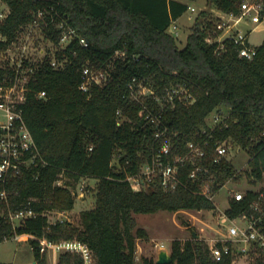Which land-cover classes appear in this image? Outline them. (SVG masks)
<instances>
[{"label":"trees","instance_id":"16d2710c","mask_svg":"<svg viewBox=\"0 0 264 264\" xmlns=\"http://www.w3.org/2000/svg\"><path fill=\"white\" fill-rule=\"evenodd\" d=\"M3 1L10 11L0 22L1 49L12 44L21 31L33 24L37 12L44 10L46 23H42V32L56 45L55 57L67 60L64 67L56 68L51 58L45 59L33 76L23 105L26 124L46 164L24 172L8 185L0 184V189L21 193V199L12 200L16 204L37 198L30 207L40 215L27 220L19 232L52 241H80L90 249L95 264H157L150 258L137 262L136 239L145 236V231L138 229L135 233V215L212 211L215 205L198 193L200 182L188 178L193 169L190 163L181 167L184 186L174 191L163 189L159 183L143 190L132 188L127 177L139 173L152 159L154 147H158L154 128L146 119L149 107L156 114L161 111L174 153L185 154L190 141L200 143L206 150L201 162L209 173L204 178L215 177L214 191L242 178L230 161L214 162L216 143L226 139L248 151L251 179L262 177L264 42L256 46L253 59L241 57L240 46L230 39L224 40L226 47L219 50L220 42L210 40L222 33L217 28L218 19L202 11L186 46L179 48L168 29L173 20L188 11V1L197 0ZM206 1L223 12L240 14L241 0ZM60 20L67 21L77 32L65 49L58 48L61 32L56 24ZM79 37L86 38L88 46L82 45ZM117 51L125 55L116 56ZM88 65L107 70L109 78L103 85L94 84L87 93L80 84ZM12 74V70L0 68V84ZM134 78L149 82L159 95L166 87L184 85L196 101L190 105L177 101L171 107L149 98L148 107L130 99L128 84ZM40 91H46L47 96L39 98ZM221 107L229 109V117L212 128L207 117ZM122 118L125 121L118 125ZM83 178L97 179L95 206L82 211L79 226L69 221L50 223L47 212L74 209L73 189ZM60 179L65 180L63 185L57 184ZM243 206L232 200L228 213L236 216ZM5 210L7 205L0 203V243L12 232V224L2 215ZM32 243L36 245L37 241ZM34 255L39 264H48L47 256L37 246ZM171 255L170 264H235L230 257L215 261L207 243L194 236L186 241L175 240ZM83 262L78 253L61 254L58 260L59 264ZM250 264H264V258L258 257Z\"/></svg>","mask_w":264,"mask_h":264},{"label":"built area","instance_id":"2783aa9c","mask_svg":"<svg viewBox=\"0 0 264 264\" xmlns=\"http://www.w3.org/2000/svg\"><path fill=\"white\" fill-rule=\"evenodd\" d=\"M188 2V11H195V7L190 5V2L194 1ZM9 11L8 6L0 9V22L7 17ZM263 11L264 0H241L240 14L226 13L218 9L216 13L217 28L222 33L218 38H211L210 40L213 42L219 41V50H224L226 47L224 40L230 39L240 46L239 54L241 57L253 59L257 53V48L250 43L248 32L239 26H241L240 24L264 22ZM190 18H192L191 15ZM55 19V16H53L52 21H55ZM44 22L46 23V12L39 10L36 19L30 26L42 30V23L44 24ZM177 22L178 20H173L168 29V32L172 35L178 33L176 31L178 30ZM56 25L61 32L58 48L65 49L77 36L76 29L65 20H60ZM235 28H237L236 31H234ZM24 31H21L20 34ZM20 34L12 44L3 49L0 48V68L13 71V74L0 84V184L4 185H8L26 171L46 164V161L40 157V149L26 124L23 105L27 101L28 93L31 91L33 76L46 58H51V64L56 68L64 67L67 62V60L59 61L55 57L57 47L50 40L48 41L53 43V46H49L47 49L42 47L38 49V54H32L28 49L29 41L22 39ZM1 39L6 40L4 37H1ZM79 39L82 45L88 46L86 38L79 37ZM20 41L24 43L21 47L18 45L21 43ZM16 48H18V52H16ZM117 55H125V52L117 51ZM108 78L109 73L107 70L88 65L83 70L80 89L88 93L94 84L103 85ZM128 87L130 99L144 105H148L146 101L149 98L162 106L170 105L171 107H175L177 101L186 105L193 104L196 101L194 94L184 85L166 87L162 95L156 93L149 82L137 81L136 78L128 84ZM37 96L45 98L47 96L46 91H40ZM221 108L211 113L210 122H208L209 116L207 117V123L212 128L217 127L229 117V113H223ZM118 115H121L120 111ZM146 119L154 128V138L158 143V147H154L152 159L142 166L139 173L127 177L132 188L143 190L151 184L159 183L163 189L174 191L184 186L181 167L189 163L192 164L193 169L188 174V178L194 182H200L198 193L209 198L215 205L212 212L217 220L219 231L208 242L205 241L209 247L211 257L215 261H222L230 257L235 264L243 259L246 262L245 264H250L258 257L264 258V170L260 179L256 181L247 179V184L250 187L243 184L241 189L232 190V194L226 197L224 201H217L216 197L223 187L218 191H214L215 177L209 175V180L204 178L209 170L201 162L206 155V150L202 145L190 141L187 143L188 150L185 154L174 153L172 136L169 127L162 120L161 111L156 114L149 107ZM124 121V118L120 119L118 125H122ZM234 145L232 139L216 143L214 162L219 163L224 159L231 162L230 153H232ZM248 166L250 167L249 163ZM251 171L252 167H250L249 172ZM243 181L244 179L242 183ZM57 184L63 185L62 179L58 180ZM74 194H78L77 191ZM251 194L253 195L251 196ZM21 197L18 190L0 189V203H5L8 209L3 211L2 215L8 218L12 224V232L4 237V242L10 240L19 242L22 237H26V240L31 242L33 251L37 246L40 253L47 256L48 264H59V257L64 253L81 254L84 259L83 264H95L90 249L80 241H52L47 237H37L19 232V229L26 224L27 220L37 218L40 215L37 210L30 207L33 202L37 201L35 197H30L27 203L16 204L15 201V203L12 202L13 198L21 199ZM232 200L244 204L236 216H231L228 213ZM13 205H17L18 208H13ZM53 212L55 211H49L46 215L49 217ZM62 213H65V211ZM58 221L64 222L63 219ZM49 222L55 223L56 221L51 220L49 217ZM34 240L37 241L36 245L32 243ZM30 264H39V261L35 259Z\"/></svg>","mask_w":264,"mask_h":264},{"label":"rangeland","instance_id":"374dc122","mask_svg":"<svg viewBox=\"0 0 264 264\" xmlns=\"http://www.w3.org/2000/svg\"><path fill=\"white\" fill-rule=\"evenodd\" d=\"M186 1V0H183ZM190 5L195 7V11L186 12L177 22L178 33H174L179 48H184L187 44L188 36L192 32V27L195 25L196 20L201 15L202 11H207L210 18L215 19L218 9L215 5L208 3L206 0H197L190 2ZM6 3L0 1V9L6 8ZM190 15L192 18H190ZM243 30L248 32L249 41L252 45L258 46L264 42V22L255 24H240ZM237 28L234 29L236 31ZM233 31V32H234ZM22 39L29 41V51L38 54V49L42 47L47 49L49 46H53V43L46 40L43 32L39 28H32L29 26L24 33L20 34ZM21 39V40H22ZM21 42V41H20ZM23 42L18 45L21 47ZM24 44V43H23ZM20 49V48H19ZM55 49V48H54ZM54 51V50H53ZM18 52V48H16ZM30 52V53H31ZM223 113H229V109L226 107L221 108ZM212 114L209 115L208 122L211 121ZM231 155V156H230ZM232 165L240 171L242 178L238 181L228 182L220 191L216 197L217 201H224V199L232 194V190H239L246 184L247 179L252 177L248 175L250 167L248 161L250 155L247 150L240 149L238 145H234L232 153H230ZM114 164L118 165V159L114 160ZM244 179L243 183L242 180ZM64 179L62 183H64ZM96 185L97 179L95 178H83L73 189L76 194L75 207L71 211L62 213L61 211H55L50 214V219L58 221L63 219L64 221L72 222L74 225H80V215L82 211L91 209L96 203ZM79 191V192H78ZM82 194V195H81ZM222 205V204H221ZM136 228L145 231V236L137 237V262H143L145 258L154 259L157 261L162 250L172 252V245L175 240L186 241L193 237L194 232L199 236L200 240L208 242L209 239L216 236L219 231L218 223L213 215L212 211H194V210H182L179 212L159 211L156 213L143 214L139 213L135 215ZM35 260L34 251L32 250V244L26 240V237H22L21 241H5L0 243V262L8 264H30ZM246 262L240 260L236 264H245Z\"/></svg>","mask_w":264,"mask_h":264},{"label":"water","instance_id":"95a60500","mask_svg":"<svg viewBox=\"0 0 264 264\" xmlns=\"http://www.w3.org/2000/svg\"><path fill=\"white\" fill-rule=\"evenodd\" d=\"M193 236L199 238L196 232H194ZM156 262L157 264H170L173 262V257L167 250H162Z\"/></svg>","mask_w":264,"mask_h":264}]
</instances>
